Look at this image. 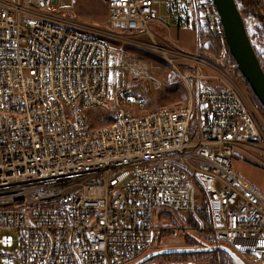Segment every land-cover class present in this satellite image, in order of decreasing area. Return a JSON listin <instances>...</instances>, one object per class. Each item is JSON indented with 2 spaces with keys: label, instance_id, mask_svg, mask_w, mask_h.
I'll list each match as a JSON object with an SVG mask.
<instances>
[{
  "label": "built area",
  "instance_id": "1",
  "mask_svg": "<svg viewBox=\"0 0 264 264\" xmlns=\"http://www.w3.org/2000/svg\"><path fill=\"white\" fill-rule=\"evenodd\" d=\"M62 1L0 0V264H133L175 234L264 264V191L233 168L264 134L214 0H105L99 37L52 14ZM242 15L264 69L260 17ZM109 41L158 51L187 106L113 105ZM92 110L112 120L93 128Z\"/></svg>",
  "mask_w": 264,
  "mask_h": 264
},
{
  "label": "rangeland",
  "instance_id": "2",
  "mask_svg": "<svg viewBox=\"0 0 264 264\" xmlns=\"http://www.w3.org/2000/svg\"><path fill=\"white\" fill-rule=\"evenodd\" d=\"M236 1L243 6L241 10L242 14L248 15V8H253L251 12L259 14L262 22L260 32L264 37V1ZM52 14L61 19H68L84 26L95 27L97 33L92 34V36L99 37L101 36L99 35V31L102 33L108 32L107 29H111L108 22L105 0H63L58 6L57 11L52 12ZM188 28H183L180 32L172 29V36L175 39H171V41L167 38L164 39L174 45L176 49L193 52L195 50V47L193 48L195 45V34L191 28ZM102 34L105 36V33ZM105 39L107 40V38ZM176 39L181 42V45L174 43L177 41ZM112 47H116L117 51H119L117 60H115V56L112 53V85L117 89L118 97L122 93L130 96L131 108L137 107L139 100H143L142 108L140 110L136 109V113L145 114L153 110L175 109L187 106V95L184 85L179 82L173 72L172 66L160 57L158 51L153 50L150 45H143V47L137 48L129 44L121 45L119 42H115ZM190 49L192 50L189 51ZM216 84L215 81L212 82L213 86ZM238 84L252 104L258 123L264 134V111L251 98L248 91L249 88L245 86L243 78H239ZM89 114L92 118L93 128L107 125L112 120V115L108 113H101L98 116L97 111L92 110ZM247 153L239 152L238 156L249 163L236 160L233 168L241 176L264 191V170L262 169L264 167V141L257 144L256 149L248 148ZM185 237L186 235L182 234L167 235L162 238L160 248L156 249V247L154 250L173 245L174 247L188 246L186 245ZM195 246H199V241L198 245ZM1 250L8 252L10 249L2 248ZM247 264L250 263L247 262Z\"/></svg>",
  "mask_w": 264,
  "mask_h": 264
},
{
  "label": "water",
  "instance_id": "3",
  "mask_svg": "<svg viewBox=\"0 0 264 264\" xmlns=\"http://www.w3.org/2000/svg\"><path fill=\"white\" fill-rule=\"evenodd\" d=\"M224 32L228 51L241 76L264 108V69L250 41L243 15L236 0H214ZM223 251L235 264H247L224 245L167 247L151 251L133 264H146L164 255H198Z\"/></svg>",
  "mask_w": 264,
  "mask_h": 264
},
{
  "label": "trees",
  "instance_id": "4",
  "mask_svg": "<svg viewBox=\"0 0 264 264\" xmlns=\"http://www.w3.org/2000/svg\"><path fill=\"white\" fill-rule=\"evenodd\" d=\"M248 10L252 11L253 8H251V9L248 8ZM241 78H243V77L241 76ZM244 83H245V86L247 88H249V86L245 80H244ZM248 91L251 95V98H253L255 103L264 111V108L261 106V104L259 103L257 98L254 96V94L252 93L250 88L248 89ZM202 213H203L204 218H206V216H205L207 213V205L206 204H204L202 207ZM192 223L194 226L197 225L195 222H192ZM161 240H162V236H160L158 239L156 249L160 248ZM185 242H186V245H188V246L198 245V240L192 236H186ZM155 259H160L161 263L169 262V261H175V262L195 261L198 264H235L234 261L231 259V257L223 251H217L214 253H207V254H198V255H187V254L164 255V256H160V257L155 258ZM155 259H153V260H155Z\"/></svg>",
  "mask_w": 264,
  "mask_h": 264
},
{
  "label": "crops",
  "instance_id": "5",
  "mask_svg": "<svg viewBox=\"0 0 264 264\" xmlns=\"http://www.w3.org/2000/svg\"><path fill=\"white\" fill-rule=\"evenodd\" d=\"M183 28H188V27H183ZM183 28H177V27H175V26H170V27H168V28H166L165 30H164V32L162 33V35H164V37L165 38H167L168 40H170L171 41V39H175L173 36H172V34H173V32H172V29H174V30H176L177 32H180V30H182ZM189 29V28H188ZM191 30V29H190ZM177 41H175L174 43H176L177 45H181V42L178 40V39H176ZM194 40H195V45L193 46V48L196 46V39H195V35H194ZM116 41H109V46H110V48H111V52L114 54V56H115V60H117V57H118V52L119 51H117V49H116V47L115 48H113L112 46H114V43H115ZM118 43V42H117ZM119 44H121V45H123L122 43H119ZM192 48V49H193ZM192 49H190L189 51H191ZM212 82H214V81H211V84H212ZM185 90V92H186V95H187V104H188V94H187V91H186V89H184ZM118 91H117V89H115L114 87H113V85H112V79H111V101H112V103H113V105H117V104H122L121 103V101H120V97H118ZM121 96V95H120ZM128 97L130 98V96L128 95ZM136 109L137 110H140V109H138L137 107H132L131 108V110L133 111V112H136ZM138 114V113H137ZM257 188H259L258 186H256ZM260 189V188H259ZM261 190V189H260ZM168 247H174V245L173 246H168ZM146 264H198L197 262H195V261H181V262H175V261H169V262H164V263H161V260L160 259H155V260H152V261H149V262H147Z\"/></svg>",
  "mask_w": 264,
  "mask_h": 264
},
{
  "label": "bare ground",
  "instance_id": "6",
  "mask_svg": "<svg viewBox=\"0 0 264 264\" xmlns=\"http://www.w3.org/2000/svg\"><path fill=\"white\" fill-rule=\"evenodd\" d=\"M246 26H247V28H250L251 27V24H250V22H249V24H246ZM255 49V48H254ZM259 49H260V47H259ZM244 79V78H243Z\"/></svg>",
  "mask_w": 264,
  "mask_h": 264
},
{
  "label": "flooded vegetation",
  "instance_id": "7",
  "mask_svg": "<svg viewBox=\"0 0 264 264\" xmlns=\"http://www.w3.org/2000/svg\"><path fill=\"white\" fill-rule=\"evenodd\" d=\"M259 15V14H258Z\"/></svg>",
  "mask_w": 264,
  "mask_h": 264
}]
</instances>
